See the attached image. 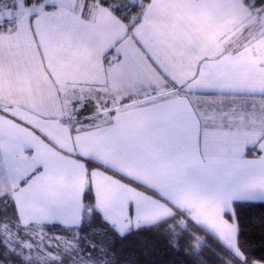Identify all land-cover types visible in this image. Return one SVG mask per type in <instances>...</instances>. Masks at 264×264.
<instances>
[{
    "label": "snow or ice",
    "instance_id": "1",
    "mask_svg": "<svg viewBox=\"0 0 264 264\" xmlns=\"http://www.w3.org/2000/svg\"><path fill=\"white\" fill-rule=\"evenodd\" d=\"M264 0H0V264H264Z\"/></svg>",
    "mask_w": 264,
    "mask_h": 264
},
{
    "label": "trees",
    "instance_id": "2",
    "mask_svg": "<svg viewBox=\"0 0 264 264\" xmlns=\"http://www.w3.org/2000/svg\"><path fill=\"white\" fill-rule=\"evenodd\" d=\"M261 215H264V207L256 206L250 208H244L242 210V218L245 222L252 218H259ZM261 229L259 226L249 227L245 232V235L242 239H246L253 246V251L251 256L257 259L264 258V247H261L259 244Z\"/></svg>",
    "mask_w": 264,
    "mask_h": 264
}]
</instances>
